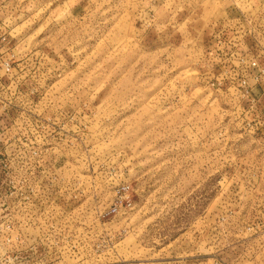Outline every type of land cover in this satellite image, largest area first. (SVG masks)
Here are the masks:
<instances>
[{
    "label": "rangeland",
    "instance_id": "rangeland-1",
    "mask_svg": "<svg viewBox=\"0 0 264 264\" xmlns=\"http://www.w3.org/2000/svg\"><path fill=\"white\" fill-rule=\"evenodd\" d=\"M0 44V264H264V0H0Z\"/></svg>",
    "mask_w": 264,
    "mask_h": 264
},
{
    "label": "built area",
    "instance_id": "built-area-1",
    "mask_svg": "<svg viewBox=\"0 0 264 264\" xmlns=\"http://www.w3.org/2000/svg\"><path fill=\"white\" fill-rule=\"evenodd\" d=\"M1 54H2V46H1V44H0V55H1ZM250 67L256 68V67H257V63H256L255 61H253V62L251 63V66H250ZM3 68H4V70H5L6 72H10L12 66L10 65L9 62H6V63L4 64V66H3ZM258 86H259V85H257V87H258Z\"/></svg>",
    "mask_w": 264,
    "mask_h": 264
}]
</instances>
